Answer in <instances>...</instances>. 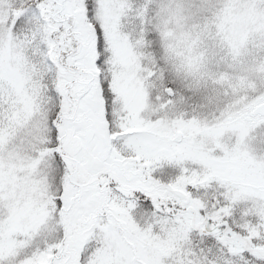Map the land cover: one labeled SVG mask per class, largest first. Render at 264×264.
<instances>
[{"label": "snow or ice", "instance_id": "1", "mask_svg": "<svg viewBox=\"0 0 264 264\" xmlns=\"http://www.w3.org/2000/svg\"><path fill=\"white\" fill-rule=\"evenodd\" d=\"M0 264H264V0H0Z\"/></svg>", "mask_w": 264, "mask_h": 264}]
</instances>
